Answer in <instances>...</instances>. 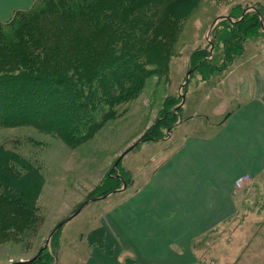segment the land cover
I'll use <instances>...</instances> for the list:
<instances>
[{"label": "rangeland", "instance_id": "rangeland-1", "mask_svg": "<svg viewBox=\"0 0 264 264\" xmlns=\"http://www.w3.org/2000/svg\"><path fill=\"white\" fill-rule=\"evenodd\" d=\"M169 1L149 0L144 7L160 6V14ZM238 5L246 8L244 12H254L256 8L264 12V0H185L178 5L176 37L165 41L166 30L173 27L169 19L157 41L159 45L164 41L167 51L170 48L166 61L156 59L158 64L163 61L167 71L152 73L142 91L118 105L111 118L81 144L71 146L57 134L34 125L0 126V148L17 150L40 161L46 176L31 226L21 225L22 228L0 238V264L37 259L58 223L90 197L103 195L109 177L118 178L113 189L116 191L91 201L64 223L45 248L42 261L45 256L49 264H127L126 258H133L124 247L116 249L106 243L102 250L91 242L89 233L102 225L110 208L130 195L183 137L213 133L224 117L214 113L218 104L227 100L232 108L241 101L243 79L250 77L264 59V29L255 37H248L243 52L232 60L222 59L226 41L220 38L217 46L216 25L211 30L216 18H231ZM201 48H207L210 57L217 56V71L204 78L199 68L183 84L188 70L193 68L192 54ZM183 95L185 102L180 111L175 110L177 114L169 121L170 126L163 129V137L150 133L157 120L167 115V99L178 96L176 107ZM148 132L154 139L141 141L117 163L120 155ZM110 189L107 193L113 191ZM234 192L238 212L192 241L189 264H264V172L256 178L250 176L245 186Z\"/></svg>", "mask_w": 264, "mask_h": 264}, {"label": "trees", "instance_id": "trees-1", "mask_svg": "<svg viewBox=\"0 0 264 264\" xmlns=\"http://www.w3.org/2000/svg\"><path fill=\"white\" fill-rule=\"evenodd\" d=\"M147 1L35 0L9 21L0 22V126L34 125L71 146L91 137L118 105L142 91L152 73L167 71L156 59L166 61L170 48L167 51L164 41L160 45L157 41L169 19L173 27L166 30L165 41L176 37L175 8L185 0H170L160 14V6L144 7ZM245 10L236 6L231 18L214 28L217 46L220 38L226 41L223 60L242 53L246 39L264 29L263 10ZM210 56L207 48L196 50L191 75L199 68L204 78L217 71V56ZM167 100V115L150 131L160 138L175 110L183 106L174 107L178 96ZM150 133L141 141L154 139ZM39 162L0 148V238L36 219L46 177ZM117 181L109 177L102 193L115 189ZM89 235L94 245L105 250L103 224ZM46 249L27 264H49L48 257L42 261ZM130 262L139 264L134 257L126 258Z\"/></svg>", "mask_w": 264, "mask_h": 264}, {"label": "crops", "instance_id": "crops-1", "mask_svg": "<svg viewBox=\"0 0 264 264\" xmlns=\"http://www.w3.org/2000/svg\"><path fill=\"white\" fill-rule=\"evenodd\" d=\"M33 0H0V22ZM241 101L209 135H186L156 169L104 217L106 243L140 264H189L191 244L238 212L235 181L264 172V59L243 79Z\"/></svg>", "mask_w": 264, "mask_h": 264}, {"label": "water", "instance_id": "water-1", "mask_svg": "<svg viewBox=\"0 0 264 264\" xmlns=\"http://www.w3.org/2000/svg\"><path fill=\"white\" fill-rule=\"evenodd\" d=\"M225 17H229V16H220V17H218V18H216L215 20H214V22H213V24H212V26H211V30L214 28V26L217 24V22L219 21V19H223V18H225ZM210 30V31H211ZM194 68H191V69H189L188 70V72H187V79H186V81L183 83V84H185V83H187L188 81H189V78H190V75H191V72H192V70H193ZM183 86V85H182ZM185 99H186V95H183V100H182V102L177 106V107H179V106H181V105H183L184 104V102H185ZM141 142V140H138L137 142H135L127 151H125L124 153H122L121 155H120V157L118 158V160H117V163L119 162V161H121V159H122V157L129 151V150H131V149H133L137 144H139ZM126 187V184L124 185V188ZM114 191H116V190H113V191H111V192H109V193H106V194H103V195H101V196H93V197H90L89 199H87L86 201H84L81 205H80V207L77 209V210H75L72 214H70L69 216H67L66 218H64L62 221H60L59 223H58V225L51 231V233H50V235H49V238L47 239V242H46V244H45V246H43L41 249H40V252L43 250V249H45V248H47V246L49 245V242H50V240H51V238L53 237V235L56 233V231L64 224V223H66L68 220H70V219H72L74 216H76L88 203H90L91 201H94V200H96V199H99V198H104V197H107L108 195H110L111 193H113ZM36 259V257H33V258H31V259H29V260H19V261H14V262H11V263H9V264H21V263H25V264H27V263H29V262H33L34 260Z\"/></svg>", "mask_w": 264, "mask_h": 264}, {"label": "built area", "instance_id": "built-area-1", "mask_svg": "<svg viewBox=\"0 0 264 264\" xmlns=\"http://www.w3.org/2000/svg\"><path fill=\"white\" fill-rule=\"evenodd\" d=\"M249 179H250V175L249 174H244V175L238 177L236 179V181H235V189L236 190L242 189Z\"/></svg>", "mask_w": 264, "mask_h": 264}]
</instances>
